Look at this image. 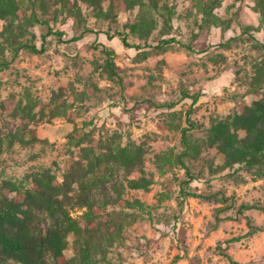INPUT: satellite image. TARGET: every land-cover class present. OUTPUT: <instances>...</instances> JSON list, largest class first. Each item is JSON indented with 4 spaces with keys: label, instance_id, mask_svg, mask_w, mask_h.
Returning a JSON list of instances; mask_svg holds the SVG:
<instances>
[{
    "label": "rangeland",
    "instance_id": "1",
    "mask_svg": "<svg viewBox=\"0 0 264 264\" xmlns=\"http://www.w3.org/2000/svg\"><path fill=\"white\" fill-rule=\"evenodd\" d=\"M144 1L149 5L142 9L122 8L116 17L98 18L89 4L78 0L83 21L66 12L57 15L55 5L43 20L64 31L65 39L87 28L95 32L76 42L49 36L42 54L21 50L15 59L10 50L0 54V61L10 62L8 68L0 69V135L16 134L0 155V205L5 197L19 196L7 183L21 186L22 191L32 190L34 180L48 173L66 191L59 194L64 207L77 215L82 212L76 192L79 183L99 174L104 183L86 195L99 206L108 205L106 216L99 220L104 229L118 226L126 213H134L118 204L116 186L124 200H141L149 213L128 217L123 239L114 246H108L110 240L101 235L93 249L95 259H103L102 248L108 251V264H230L218 250L221 246L228 247L240 264H264V231L228 244L247 234V217L264 228V212L254 209L238 214L242 205L264 206V176L256 177L242 165L222 170V156L215 146H209L212 124L243 112L245 104L251 105L264 91V84L257 83L259 70L264 68V24L254 10L256 0H158V10L153 9V0ZM109 4L105 0L104 8ZM163 4L173 13L171 22L162 16L167 15L160 10ZM141 14L157 23L149 37L146 28L131 32ZM7 25L8 21H1L0 32ZM247 27L251 29L244 33ZM109 29L130 32V43L143 48H126L119 38L109 40L103 33ZM30 30L37 35L32 40L41 47L47 28L37 25ZM31 37L26 35L23 40ZM168 37L178 38L193 50L185 46L150 48ZM104 46L116 51L118 76L107 67ZM185 89L202 95L190 116L201 126L191 140L202 145V154L186 161L196 173L204 172L195 176L191 186L211 199L190 197L181 206L179 180L188 179L186 170L174 166L162 174L158 162L162 154L179 155L184 149L181 131L188 126L193 104L184 95ZM76 129L85 135L79 147L68 142ZM118 146L132 152L140 149L141 163L132 168L108 163L106 153ZM82 148L88 149V157ZM96 155L100 165L88 173ZM141 169L154 184L149 190L129 189L128 181L141 177ZM170 185L171 198L162 201L161 194L170 192ZM222 208L224 213L219 212ZM32 211V230L43 239L53 220L46 211ZM218 217L231 219L220 221ZM66 256L73 264H83L73 235ZM45 259L54 264L51 254L46 253ZM3 264L22 263L9 260Z\"/></svg>",
    "mask_w": 264,
    "mask_h": 264
},
{
    "label": "trees",
    "instance_id": "2",
    "mask_svg": "<svg viewBox=\"0 0 264 264\" xmlns=\"http://www.w3.org/2000/svg\"><path fill=\"white\" fill-rule=\"evenodd\" d=\"M84 1L92 7L95 16L98 18L116 17V11L122 8L134 9L140 6L142 9L146 5H149L144 0H109L110 4L105 9V0ZM153 1V6H151L153 9L158 10L159 1ZM55 5L57 6L55 10L57 15L66 12L69 16H73L77 20H85L83 11L78 5V0H75L74 4L71 0H0V22L8 21V25L0 32V54L4 56L6 51L10 50L13 54L12 59L17 58L21 50L42 54L46 51V42L49 36H55L60 41L76 42L82 39L87 33L95 32L93 29L87 28L80 35L68 40L65 39L66 33L64 31L54 29L48 21L43 20V15L48 13ZM167 7L168 5H164L163 9L160 10L167 11V15L163 14L162 16L166 22H171L173 13L171 9H166ZM254 10L260 13L261 24H264V0H256ZM37 25H42L47 28V32L42 35L41 47L33 41L37 38V35L30 30V28ZM143 28H146L145 33L149 37L153 30L157 28V23L153 18L141 14L139 21L131 25V32H142L141 29ZM250 29V27H247L243 32L246 33ZM103 33L111 41L119 38L126 48L139 50L143 48L140 45L130 43V32L128 31L112 33L109 29ZM26 35H31V39L24 41L23 38ZM231 40H234V38ZM173 46H185L189 50H193L192 47L184 45L176 37L164 38L155 46H150V48L158 51L166 50ZM102 52L107 57L108 69L115 76H118L117 67L114 62L116 51L104 46ZM9 64V61L1 60L0 69L8 68ZM257 83L264 84V68L259 70ZM260 90L256 92L262 93ZM183 93L193 100L192 107L188 112V126L182 128L181 131L184 149L179 155L174 153L162 154L159 156L158 162L162 174L166 173L167 168L172 169L174 166H180L186 170L188 179L179 180L178 197L181 206H184L186 199L190 197L211 199L210 195L200 193L191 186L192 181L196 178L195 176L204 172V170L196 173V170L193 171L192 166L186 161V159H196L202 154V145L194 143L191 140L192 133L199 130L201 126L190 118L197 110L196 105L202 95L199 93L191 94L187 89ZM261 95L262 97L255 99L251 105L245 104L243 112L236 113L225 120H217L212 124L209 130V146H215L218 153L222 156V170H232L237 165H242L256 177L264 176V91ZM170 106H175V103ZM15 137L16 134H11L10 137L0 135V155L4 153L7 141L10 142L9 145L11 146L13 143L11 139ZM84 140L85 135L79 133L78 129L68 136L69 144H76L78 147L84 143ZM81 151L84 156L88 155V149L82 148ZM105 158L108 163H116L120 166L132 168L141 163L142 153L140 149L132 152L129 147L118 146L111 148L106 153ZM205 163L207 164V162ZM99 165L100 156L96 155L94 159H91V169L88 173L93 174ZM141 173V177L128 181L129 189L149 190L154 184V180L148 178L143 169H141ZM105 174L104 176L106 177L107 174ZM34 182L36 183L35 188L26 191H22L21 186L17 184L7 183L6 185L9 190L16 191L19 196L15 199L5 197L3 203L0 205V264L9 260H15L22 264H47L45 259L46 253L51 254L54 264H73L66 256L69 237L71 235L75 237V243L80 249L83 264H108L110 261H108L109 259L107 257L108 251L105 249L100 247L103 252V259H95L93 256V249L97 239L103 235L105 239L110 240L108 246H114L117 240L123 239V232L126 228L128 217L133 214H138L135 212H148L149 209L139 199L133 201L124 200L120 189L116 186L115 190L119 193L118 204L122 206V209L133 210L134 213H126L125 218L122 219L118 226L115 225L104 229L99 220L104 215L106 216L108 205L105 204L103 207L99 206L94 199H90L86 195L90 189L104 183L102 175L94 174L92 177L85 178V180L79 183L76 192L80 203L79 208H81L82 212L77 215H75L72 209L68 210L64 207V202L59 198V194L60 192L66 193V191L60 184H55L56 181L53 175L44 173L37 177ZM168 190L170 192L161 194L162 201L171 198V185ZM32 208L46 211L53 220V225L49 228L46 237L43 239L35 235L32 230V221L34 218ZM254 209L264 212V206L242 205L238 209V214L245 215L246 211ZM225 211V208L219 210L220 213H224ZM115 219V217H112V220ZM218 219L224 221L231 219V217L224 219L218 217ZM247 220L249 226L247 234L244 237L230 239L228 244L241 241L244 238L252 237L264 231V228L254 225L248 217ZM84 221L87 223L86 227H82L81 225ZM218 250L227 258L230 264H240L229 254L228 247L223 248L219 246Z\"/></svg>",
    "mask_w": 264,
    "mask_h": 264
}]
</instances>
